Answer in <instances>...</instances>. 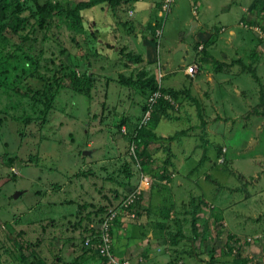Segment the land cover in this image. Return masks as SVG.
I'll return each mask as SVG.
<instances>
[{
	"label": "rangeland",
	"instance_id": "374dc122",
	"mask_svg": "<svg viewBox=\"0 0 264 264\" xmlns=\"http://www.w3.org/2000/svg\"><path fill=\"white\" fill-rule=\"evenodd\" d=\"M36 1L73 7L84 0ZM138 1L105 2L85 12L82 30L68 29L67 16L55 15L48 34H33L34 1L20 0L30 17L22 34L31 40L23 50L35 58L41 80L59 67L78 75L90 71L94 88L88 96L63 88L42 123V104L0 87V264H18L20 254L32 262L31 251L49 263L73 264L72 255L81 252H72L69 241L82 246L90 214L97 238L110 241L109 250L114 246L113 264H208L211 252L214 264H264V116L245 119L258 105V89L264 90V43L258 40L264 0H205L213 9L204 12L201 0H189L190 6L182 0L173 21L175 0L164 19L159 0H151L145 18L136 19L140 37L127 40ZM188 16L196 24H186V31ZM175 40L188 41L186 54L175 52ZM235 60L255 71L260 86L241 66L230 65ZM216 63L228 66L217 69ZM190 65L193 75L185 72ZM149 77L172 100L166 101L168 118L151 113L142 124L153 92L120 81ZM41 80L29 78L22 86L35 91ZM186 94L198 100L204 126ZM142 128L176 138L168 149L150 143L142 162L132 141ZM182 130L187 134L177 133ZM137 186L136 205L117 208ZM188 211L192 217L181 223L186 243L175 244L180 222L173 220ZM105 221L111 235L101 229Z\"/></svg>",
	"mask_w": 264,
	"mask_h": 264
},
{
	"label": "trees",
	"instance_id": "16d2710c",
	"mask_svg": "<svg viewBox=\"0 0 264 264\" xmlns=\"http://www.w3.org/2000/svg\"><path fill=\"white\" fill-rule=\"evenodd\" d=\"M33 1L35 4L34 13L33 11H31L32 15L30 16L31 18L36 19L37 21L36 25L38 26L37 27L38 30L34 29L35 28L34 26L32 27L31 32L35 34V32L37 31L41 32L44 30L48 34L52 29V23H51L52 17L55 15L67 16L66 27L68 29L74 30L76 26L77 27L80 26L77 29L82 30L80 28H83L82 24L84 25L85 12H89L95 9L97 6H100L105 2H110L111 4H115L118 0H84V1H79L73 7H68V6L63 7L58 3H53L51 1H47L44 4L39 5L36 0ZM21 2L20 0H0V87L8 88L14 91L18 96H23L26 98L28 97L29 99H33L34 106H37L38 104H42L41 114L43 115L42 117L43 119L45 114L47 115L50 109H53V104L56 101V99L59 98L60 91L63 88H68L79 95L88 96L94 88V79L90 71H87L83 75H78L75 71H64L63 70L64 68L62 69L61 67L59 68L55 67L56 70L53 71L51 75L47 77H43L41 80V77L38 75L39 70L35 58H33L31 55H29L27 52L23 50L22 44L25 41L31 40V37L22 34V32L27 28V26H29L30 17L23 15V13L25 12V7H23L24 4ZM160 8H161V0L159 2V9ZM160 18L164 19V17H160ZM258 35H259L258 40L264 43V39H262L259 33ZM13 37H17V39H19L18 42H14V44H12L11 41ZM258 40H257V44L259 43ZM126 57L133 59L134 62H141V58H142L140 55L132 57L130 53H127ZM234 64L241 66L244 72L246 71L249 72L255 83L256 84L259 83V79L253 69L246 67V65L241 63L240 60H235L230 63V65H234ZM215 65L217 66V69H219V67L221 66H228V64L225 63H216ZM29 78H39L42 81L41 85L37 90L31 91V88L28 87V85H25V87L22 86V84ZM120 82L124 86H133V85L138 86L141 91H144L143 89H148L150 93L153 92L150 95V97L155 92H158L161 96H159L156 99V101L151 105V113H152L151 118L153 119V117H155L156 115L158 117L160 115L164 118L169 117L167 113V110L170 108L169 107L170 105L167 103L169 100L163 96L164 95L163 92L166 91L169 93V90H163L162 88H160V86L159 87L156 86V79L154 77H149L148 79L145 80L139 79L135 81H132L131 79H124ZM258 85L260 86V84ZM186 95L189 98V100L194 104V106H196L197 116L200 119L201 126H204L205 121L204 118L202 117V111L200 109L198 100L189 94ZM174 96L175 93H173L172 97L174 98ZM169 99L172 100L171 97H169ZM257 103L258 105L256 107H253L250 111L246 113L245 119H248L250 117H256L260 119L263 118L264 116V90L260 88L258 89ZM149 108L150 106L148 104V106L145 107L144 111H147ZM151 121H152L151 127L155 128L157 122H153L154 120ZM41 122L45 123L46 118L43 119ZM148 127H150V125ZM153 132L154 129L152 131V129L144 130V128L137 131L136 133L137 138H134L132 140L133 142H135L136 150H134V154L137 160L142 162L146 161L143 158V156L145 154L146 147L150 143L151 144L166 143L165 149H168L167 147L168 144L171 143L176 138V136H168V137H162L159 135L157 136L156 133ZM177 133H180L181 135H186L187 130H182ZM166 163L170 164V161L166 159ZM164 178H167V176L161 175L159 177L160 180H164ZM124 201H121V203L117 204L118 205L117 208L122 207ZM134 203L135 202L128 205L134 207L136 205ZM199 204L204 205V202L202 201ZM128 205L123 207H128ZM191 217H192V212L188 211L183 215H179L178 217L179 219L173 218L174 219L173 221H177V223L178 221L180 222L179 229L181 230V228H184L181 223L186 221L187 218H191ZM90 218H91V214L85 215L84 221L86 223L82 230L83 236L80 238V244H82V246L81 247L78 246L76 243L77 241L74 242V239H71L69 241V243L71 244L69 249H71L72 252H75V254H77L76 251L78 250H80L78 252H81L77 256L72 255L71 260L73 264H86L88 261L94 260L93 257H96L97 259L94 264H108L109 257L107 253H105V251L101 253V249H102L101 242L100 239L97 238L98 235L97 230L91 227V225L89 224ZM50 222L52 225L56 221L51 219ZM79 223H81V219L78 222V224ZM180 230L177 233V238H176L177 240L175 241V244H178L180 242H184V244L186 243L187 235H185V233H183L182 230L180 232ZM109 231L111 235L113 233V228H110ZM192 233L194 236L198 235L195 227H192ZM109 251H112L111 253L112 255L113 254L116 255L113 245L110 247ZM34 253L37 254L38 252H34V251L30 252V256L36 258L32 262L25 261V258L20 254V259L18 260V264H24V262L25 264H55L54 261L51 263L47 262L46 261L47 259L42 258L40 252L36 256H34ZM57 258L59 259V257ZM60 261L62 260L61 259L58 260L57 263H59ZM216 262L217 261L213 256V252H211L208 264H214ZM233 262L235 264L247 263V261L244 259L233 260Z\"/></svg>",
	"mask_w": 264,
	"mask_h": 264
},
{
	"label": "crops",
	"instance_id": "0c3cea01",
	"mask_svg": "<svg viewBox=\"0 0 264 264\" xmlns=\"http://www.w3.org/2000/svg\"><path fill=\"white\" fill-rule=\"evenodd\" d=\"M181 1L182 0H175V3H176V5L174 6V9H173V11H172V13L170 14V16H171V21H173L174 20V18L176 17V9L178 8V5L180 4L181 5ZM139 2V5L137 6V8L136 9H133L132 10V12L130 13L131 15H132V17H133V19H134V21H135V24H134V27H133V30H132V33L128 36L127 35V40H129V38L131 39L134 35H136L137 37H140V29H139V26H138V23H137V21H136V19H138V18H140L141 16H143L144 18H145V14L147 13V11L145 10L146 8H144L145 7V4H148L147 6H148V9L151 7V0H144V1H142V0H139L138 1ZM150 2V3H149ZM158 3L160 2V0L159 1H157ZM187 2L189 3V0H187ZM201 4L202 5H200V9H203V12L204 11H210V10H212L213 9V4H210V3H205V0H201ZM189 6H190V3H189ZM191 17H189L188 16V18L184 21V23H183V28L187 31L188 29H187V27H186V24L187 25H191V19H190ZM198 25V24H197ZM199 26V25H198ZM101 32H104V31H101ZM148 34V33H147ZM149 35V34H148ZM147 35L144 33V37H146ZM186 39H188V38H186ZM150 40L151 39H147V37L145 38V41H147V42H149V43H151L150 42ZM178 42V40H175V45H179V44H181V43H179ZM182 44H184V54H186L187 52H188V48L189 47H187V46H189V44H188V41L187 40H184V42L182 43ZM176 46V47H177ZM170 48H173L172 46L170 47ZM175 50V49H174ZM178 51H181V50H178ZM175 52H177L176 50H175ZM184 61H186L185 60V58H183V61L182 62H184ZM193 65H195L194 63L192 64V66ZM191 66V65H190ZM195 67V66H194ZM160 136H162V137H166V136H164V135H160ZM118 156V155H117ZM135 164V163H134ZM136 165V164H135ZM137 166V165H136ZM137 170V169H136ZM143 217L144 216H140L139 218H138V220L137 221H141L142 219H143ZM145 219H146V217H145ZM168 220H171V219H173V215H170V217L169 218H167ZM124 221H127V220H125V219H123L122 220V222H124ZM138 226V225H137ZM137 226H135V227H137ZM121 240H124V239H121ZM122 243H123V241H122ZM127 247H119V249L120 250H124V249H126ZM129 248H127L126 250H128ZM125 251V250H124Z\"/></svg>",
	"mask_w": 264,
	"mask_h": 264
},
{
	"label": "built area",
	"instance_id": "2783aa9c",
	"mask_svg": "<svg viewBox=\"0 0 264 264\" xmlns=\"http://www.w3.org/2000/svg\"><path fill=\"white\" fill-rule=\"evenodd\" d=\"M173 0H162V5H161V11L159 13V16L160 17H164V13H166L170 6H171V3H172ZM260 36L262 37V39H264V33L263 34H260ZM194 68L193 67H187L186 69V72L188 74H192ZM161 96L158 92H155L150 98H149V101H148V104L150 106V108L144 113L143 117H142V121L141 123L142 124H146L147 121L149 120L150 118V115H151V105L156 101V99ZM166 99L170 100L168 96H164ZM138 165V164H137ZM142 174V173H141ZM147 180V177L144 176L142 174V177H141V183L145 182ZM140 190L141 188L140 187H136L133 192L131 194H129L124 203H123V206H127L128 204H131L133 203L137 198L138 196L140 195ZM111 218V217H110ZM103 228V231L104 232H109V226H108V221H105V223L102 225L101 229ZM100 242H101V253H103L105 251V253H107L108 257H109V262L108 264H113L114 259L111 257V254L109 253V243L110 241H107V240H104V239H100ZM122 264H125V263H122Z\"/></svg>",
	"mask_w": 264,
	"mask_h": 264
},
{
	"label": "water",
	"instance_id": "95a60500",
	"mask_svg": "<svg viewBox=\"0 0 264 264\" xmlns=\"http://www.w3.org/2000/svg\"><path fill=\"white\" fill-rule=\"evenodd\" d=\"M195 22L194 21H192L191 22V27L193 28L194 26H195ZM176 51H178V50H181V51H184V44H179L178 45V47L175 49ZM89 154V152H87V151H84L83 153H82V155H88ZM19 193V192H18Z\"/></svg>",
	"mask_w": 264,
	"mask_h": 264
},
{
	"label": "clouds",
	"instance_id": "9594fccd",
	"mask_svg": "<svg viewBox=\"0 0 264 264\" xmlns=\"http://www.w3.org/2000/svg\"><path fill=\"white\" fill-rule=\"evenodd\" d=\"M161 5H162V0H161ZM171 7V6H170ZM194 9H195V7L192 5V10H193V12H194ZM160 11H161V8L158 10V16H159V13H160ZM160 17V16H159ZM188 67H191V66H188ZM194 68V67H193ZM186 69H187V67L185 68V72H186ZM193 73V72H192ZM186 74H188L187 72H186ZM189 75H193V74H189ZM137 165V164H136Z\"/></svg>",
	"mask_w": 264,
	"mask_h": 264
}]
</instances>
